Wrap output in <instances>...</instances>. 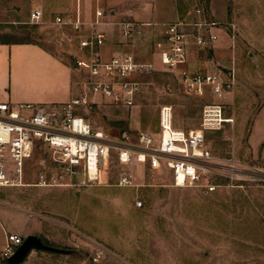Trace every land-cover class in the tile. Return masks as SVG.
<instances>
[{"label": "rangeland", "instance_id": "rangeland-1", "mask_svg": "<svg viewBox=\"0 0 264 264\" xmlns=\"http://www.w3.org/2000/svg\"><path fill=\"white\" fill-rule=\"evenodd\" d=\"M170 1L175 19L152 22L153 30L143 29L130 40H123L114 26L105 27L106 48L158 63L153 50L162 24L205 17L217 24L218 40L205 49L193 47L190 62L193 69L221 77L224 99L210 93L189 97L175 74L158 66L139 79L133 106L115 105L86 90L87 76L74 69L76 97L88 100L75 108V114L112 141L135 143L141 133L159 132L163 106L172 108L176 129L189 131L201 128L206 105L221 104L223 118L230 122L205 133L213 158L233 157L264 171V143L258 151L249 143L264 107V0ZM64 4L65 0H0V41H34L73 64L81 54L80 36L91 28L97 9L81 8L83 18L90 13L91 23L76 32L56 22L62 15L51 9ZM40 6L49 11L33 22L31 14L41 11ZM198 9L203 15L196 14ZM104 12L108 17L104 22L117 20ZM48 154L44 147L34 152L24 187L0 188V264H8L3 256L8 235L23 239L36 235L49 246L71 251L70 255L32 251L23 264H264V182L240 187L207 174V180L217 185L213 192L179 187L167 171L124 168L114 152L97 185L37 187L38 174L51 165ZM123 170L133 174V187L118 185Z\"/></svg>", "mask_w": 264, "mask_h": 264}, {"label": "built area", "instance_id": "built-area-1", "mask_svg": "<svg viewBox=\"0 0 264 264\" xmlns=\"http://www.w3.org/2000/svg\"><path fill=\"white\" fill-rule=\"evenodd\" d=\"M73 17H57L60 25L71 26L79 32L82 20V0H75ZM196 14L203 15L198 9ZM105 12L97 9L90 24V34L79 41L80 55L74 59L75 69L87 77L83 82L93 96L115 105L131 107L139 93L140 78L154 73L161 66L174 73L185 95L204 98L207 93L224 99L221 77L189 69V48H207L217 42V24L203 18L198 21L177 20L161 25L160 38L154 43L157 62L138 60L133 54L119 52L105 58L103 48L108 33L98 30ZM42 12L35 10L31 20L38 22ZM135 21H121L112 26L127 41L142 34L145 26ZM87 97H79L61 105L0 103V188L24 187L25 169L39 147L48 151L51 165L37 177V187L91 186L101 183L109 169L111 155L124 168L134 165L153 174L167 171L179 187H199L213 192L217 185L209 182L207 174L220 175L232 184L264 182V171L257 166L242 163L233 157L214 159L207 145L206 131L215 130L223 123L221 104L206 105L200 129L179 130L173 125V110L163 106L159 113V132L141 133L135 143L112 141L96 130L82 116L75 114L77 106L87 105ZM52 168V169H50ZM53 170V171H52ZM120 187H133L134 177L123 170L118 177ZM142 203H138L141 207ZM17 235H8L3 256L9 258L23 243Z\"/></svg>", "mask_w": 264, "mask_h": 264}, {"label": "crops", "instance_id": "crops-1", "mask_svg": "<svg viewBox=\"0 0 264 264\" xmlns=\"http://www.w3.org/2000/svg\"><path fill=\"white\" fill-rule=\"evenodd\" d=\"M71 1L74 2L73 5ZM75 3V0H65L63 6L56 5L51 10L61 14L62 16L59 17L62 18L73 17ZM83 6L86 10H89L90 7L105 9L109 11L113 19H117L113 22L108 20V24L102 25L103 31H106L105 27L112 26L109 24L121 21H135L153 25L152 22H162L177 17L176 9L170 0H84ZM40 7H42L40 9H42L43 18L44 12L49 10L44 6ZM198 17V20L202 19L200 16ZM90 18V13L86 11L84 18L82 17L84 25L81 30L88 24ZM105 19L108 17L105 16ZM151 25L145 26L143 29L145 31L150 30ZM160 30L156 33V41L160 38ZM89 34L90 28L85 35L80 36V39L88 37ZM106 46L103 48L105 58L117 53L106 48ZM193 47L196 46L189 48V69L199 71L191 66L190 51ZM74 69L73 64L62 60L37 42L0 41V103H25L40 106L66 104L74 98H79L76 97L77 90L74 80L77 74ZM261 119L263 120L261 121ZM259 120L261 123L258 122ZM255 123L249 137V143L253 151H258L260 145L264 143V107ZM5 237L7 238V236Z\"/></svg>", "mask_w": 264, "mask_h": 264}, {"label": "water", "instance_id": "water-1", "mask_svg": "<svg viewBox=\"0 0 264 264\" xmlns=\"http://www.w3.org/2000/svg\"><path fill=\"white\" fill-rule=\"evenodd\" d=\"M73 66L75 68L74 59ZM32 251H45L55 254L70 255L71 251L66 249L55 248L45 244L42 239L36 235L26 237L23 243L16 249L13 255L7 258L8 264H23Z\"/></svg>", "mask_w": 264, "mask_h": 264}, {"label": "bare ground", "instance_id": "bare-ground-1", "mask_svg": "<svg viewBox=\"0 0 264 264\" xmlns=\"http://www.w3.org/2000/svg\"><path fill=\"white\" fill-rule=\"evenodd\" d=\"M227 122H230V121H227Z\"/></svg>", "mask_w": 264, "mask_h": 264}]
</instances>
